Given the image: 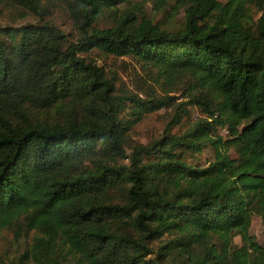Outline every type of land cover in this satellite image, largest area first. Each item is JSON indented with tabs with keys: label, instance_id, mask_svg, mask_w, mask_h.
Returning a JSON list of instances; mask_svg holds the SVG:
<instances>
[{
	"label": "trees",
	"instance_id": "obj_1",
	"mask_svg": "<svg viewBox=\"0 0 264 264\" xmlns=\"http://www.w3.org/2000/svg\"><path fill=\"white\" fill-rule=\"evenodd\" d=\"M5 2L35 18L0 26V231L26 244L11 264H264V0H155L183 10L170 24L132 0ZM107 58L140 65L136 91ZM186 105L203 117L171 134ZM161 109L166 130L135 141ZM207 145L206 167L186 161Z\"/></svg>",
	"mask_w": 264,
	"mask_h": 264
},
{
	"label": "rangeland",
	"instance_id": "obj_2",
	"mask_svg": "<svg viewBox=\"0 0 264 264\" xmlns=\"http://www.w3.org/2000/svg\"><path fill=\"white\" fill-rule=\"evenodd\" d=\"M132 2L143 3L144 11L156 22L166 24L173 22L177 23L181 21L183 17V10H181L175 19H165L170 13V10L167 8L165 13L156 11L154 8L155 0H132ZM18 11L20 10L10 8L5 0H0V26H16L35 19L30 13L28 14V11L26 13H20ZM23 14L27 15L22 16ZM49 20L64 33L72 31V27L68 20L60 13L55 12V14H51L49 16ZM98 25L100 27H109V19L106 17L99 18ZM99 64L100 66L103 65L108 73H112L113 76L117 78L120 82L119 87L126 88L133 92L136 91L134 88L135 82L133 81L135 74L141 76L143 72L140 69V65L135 61L127 58H120L118 60L107 58L100 60ZM180 94L181 93H174L171 94V96L176 97L178 99L177 102H185ZM140 98L144 100L142 95H140ZM185 108L188 110L187 115L181 118L179 125H172L169 130L171 134L182 135L187 129L195 124L199 118L203 117L197 108H191L189 105H186ZM173 115L174 110L171 109H161L148 114L144 120L140 121V123L133 128L134 132L132 134V138L135 141L146 144L159 137L166 130V126L170 125L173 120ZM224 134L225 132H223V135ZM186 161L196 167H206L213 161L211 146L207 145L203 147L199 153L187 156ZM250 234L255 238L259 245L264 246V223L256 216H252L251 218ZM234 244L240 246L241 243L238 237L234 239ZM25 248V242L18 245L13 241L10 231H0V264H11Z\"/></svg>",
	"mask_w": 264,
	"mask_h": 264
}]
</instances>
